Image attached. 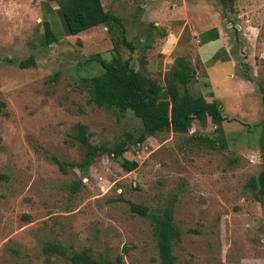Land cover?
Here are the masks:
<instances>
[{
    "label": "rangeland",
    "instance_id": "rangeland-1",
    "mask_svg": "<svg viewBox=\"0 0 264 264\" xmlns=\"http://www.w3.org/2000/svg\"><path fill=\"white\" fill-rule=\"evenodd\" d=\"M178 1L165 3L171 8ZM187 1L194 6L190 13L219 16L224 26L231 25L230 35L238 34L236 53L251 54L261 73L253 80L244 77L255 92L240 99L221 98L229 90L218 92L226 111H233L222 125L226 148L201 144L198 135L218 134L211 124L193 122L187 134H146L131 143L124 157L138 165L126 172L105 149L126 132L136 137L140 122L130 111L117 115L89 104L81 81L102 73L97 62L88 61L94 56L107 62L114 55L130 56L132 68L147 76V48L154 43L150 32L166 29L147 25V0H102L123 17L132 53L120 30L107 36L105 29L92 28L61 37L54 2L0 0V174L6 176L0 180V264H85L63 257L46 260L41 246L47 241L99 263L159 264L151 218L132 213L131 203L158 217L172 204L180 233L173 247L176 264H264V203L244 187L264 166L259 145L264 0H236L232 10L219 0ZM44 22L57 42L45 43ZM188 40L183 33L176 57L190 62ZM30 59L34 65L19 66ZM247 72L243 63L241 73ZM78 124L86 127L99 156L86 174H63L51 157L81 160L82 150L70 142ZM74 182L80 185L72 193Z\"/></svg>",
    "mask_w": 264,
    "mask_h": 264
},
{
    "label": "trees",
    "instance_id": "trees-1",
    "mask_svg": "<svg viewBox=\"0 0 264 264\" xmlns=\"http://www.w3.org/2000/svg\"><path fill=\"white\" fill-rule=\"evenodd\" d=\"M58 8L62 25L61 37L77 35L93 27L103 26L107 33L113 35L114 30H120L121 42L132 53L135 50L130 41L126 39V30L122 26L121 19L104 10L102 0H49ZM236 0H219L221 5L232 10ZM45 43L47 45L57 42L56 37L47 22H44ZM97 62L102 73L82 79L83 87L88 95L87 102L104 110H113L117 115H124L128 111L140 122V132L135 137L126 132L123 139L114 142L105 151L117 160L122 169L131 172L137 168V162L128 160L124 154L128 152L131 143L137 144L146 134L155 135L171 132L174 134H187L193 122L202 126L211 124L214 126L218 137L198 135L196 140L210 148L220 145L226 148L227 141L222 134V125L225 118L222 115L221 104L215 100L208 102L202 95L190 91V84L195 81V70L188 59L183 56L175 58L170 70L159 81L145 76L141 71L131 66V57L126 59L114 55L107 62L100 56H94L88 60ZM34 65L32 59L19 63L21 68ZM244 65H246L244 63ZM248 78L247 75H244ZM263 115L260 122L261 139L260 151L264 153V94L261 96ZM1 106H4L2 103ZM70 142L78 145L82 150V158L79 162H72L52 156V162L63 174L77 170L80 174H86L99 152L89 142V134L84 125L78 124L70 133ZM6 176L0 174V180ZM80 182H74L70 191L75 193ZM245 189L252 193L253 198L264 203V166L257 176L250 177L245 183ZM172 204L165 207V211L158 217L148 211V208L139 204H130V211L142 217H150L152 221L153 235L156 242L159 264H176L173 254L174 243L179 239L180 233L173 222ZM26 219L27 217L24 216ZM41 252L49 261L50 257H63L71 261H80L85 264H113L108 260L99 263L89 256L79 253L69 255L64 245L47 241L41 246Z\"/></svg>",
    "mask_w": 264,
    "mask_h": 264
},
{
    "label": "crops",
    "instance_id": "crops-1",
    "mask_svg": "<svg viewBox=\"0 0 264 264\" xmlns=\"http://www.w3.org/2000/svg\"><path fill=\"white\" fill-rule=\"evenodd\" d=\"M165 1L147 0V25L154 22L155 25L166 26L165 31L150 32L154 43L147 48V76L163 80L164 74L172 67L176 54L181 51L180 40L186 32L189 43L193 45L190 62L195 70V81L190 84V90L202 95L208 102H219L225 121L229 120L227 117L233 111H226L227 105L221 102V98L240 99L241 96L255 92L252 81L245 80L241 73L242 64L245 63L251 80L261 74L255 59L251 54L244 55L241 50L238 51L239 55L236 53L238 34L230 35L228 28L231 25L224 26L225 20H220L219 16L198 11L190 13L194 6L187 0H179L171 8L167 7ZM104 10L123 20L112 9L104 7ZM93 29H105L108 36L107 29L103 26ZM223 90H229L230 93L220 98L218 92Z\"/></svg>",
    "mask_w": 264,
    "mask_h": 264
}]
</instances>
